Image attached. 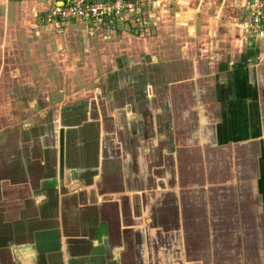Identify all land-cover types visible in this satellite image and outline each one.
Masks as SVG:
<instances>
[{"label": "crops", "instance_id": "crops-1", "mask_svg": "<svg viewBox=\"0 0 264 264\" xmlns=\"http://www.w3.org/2000/svg\"><path fill=\"white\" fill-rule=\"evenodd\" d=\"M64 1L0 0V264H264L253 0L138 34L44 23Z\"/></svg>", "mask_w": 264, "mask_h": 264}, {"label": "built area", "instance_id": "built-area-1", "mask_svg": "<svg viewBox=\"0 0 264 264\" xmlns=\"http://www.w3.org/2000/svg\"><path fill=\"white\" fill-rule=\"evenodd\" d=\"M157 0H65L55 5L42 20L46 24L64 25L70 21L88 22L93 28L104 31L125 29L138 34L144 12L155 7ZM132 29V30H131ZM242 29L252 36H264V0H253Z\"/></svg>", "mask_w": 264, "mask_h": 264}, {"label": "rangeland", "instance_id": "rangeland-1", "mask_svg": "<svg viewBox=\"0 0 264 264\" xmlns=\"http://www.w3.org/2000/svg\"><path fill=\"white\" fill-rule=\"evenodd\" d=\"M158 6H159V4H157L155 7H158ZM163 8H165V7H163ZM141 25L145 26L146 24H144V22L141 20Z\"/></svg>", "mask_w": 264, "mask_h": 264}]
</instances>
